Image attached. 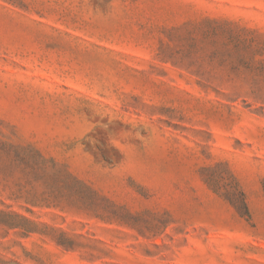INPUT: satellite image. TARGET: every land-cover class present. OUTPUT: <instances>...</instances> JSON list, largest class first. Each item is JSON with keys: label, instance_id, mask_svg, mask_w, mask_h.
Wrapping results in <instances>:
<instances>
[{"label": "rangeland", "instance_id": "rangeland-1", "mask_svg": "<svg viewBox=\"0 0 264 264\" xmlns=\"http://www.w3.org/2000/svg\"><path fill=\"white\" fill-rule=\"evenodd\" d=\"M263 184L264 0H0V264H264Z\"/></svg>", "mask_w": 264, "mask_h": 264}, {"label": "trees", "instance_id": "trees-1", "mask_svg": "<svg viewBox=\"0 0 264 264\" xmlns=\"http://www.w3.org/2000/svg\"><path fill=\"white\" fill-rule=\"evenodd\" d=\"M231 178H233L231 176ZM233 186L229 189L225 188L224 198L235 208L238 214L247 222H251V214L245 199L244 192L239 187L237 181L233 178ZM214 192H217L221 187L217 183L212 184ZM264 190V184H263Z\"/></svg>", "mask_w": 264, "mask_h": 264}]
</instances>
